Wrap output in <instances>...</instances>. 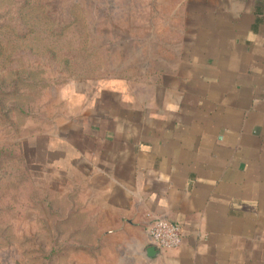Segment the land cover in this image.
I'll return each mask as SVG.
<instances>
[{
  "label": "crops",
  "instance_id": "0c3cea01",
  "mask_svg": "<svg viewBox=\"0 0 264 264\" xmlns=\"http://www.w3.org/2000/svg\"><path fill=\"white\" fill-rule=\"evenodd\" d=\"M218 4L153 77L59 133L51 165L101 261L264 264V0ZM158 218L182 244L147 257Z\"/></svg>",
  "mask_w": 264,
  "mask_h": 264
},
{
  "label": "rangeland",
  "instance_id": "374dc122",
  "mask_svg": "<svg viewBox=\"0 0 264 264\" xmlns=\"http://www.w3.org/2000/svg\"><path fill=\"white\" fill-rule=\"evenodd\" d=\"M219 2L0 0V264H109L68 215L59 133L153 77Z\"/></svg>",
  "mask_w": 264,
  "mask_h": 264
},
{
  "label": "built area",
  "instance_id": "2783aa9c",
  "mask_svg": "<svg viewBox=\"0 0 264 264\" xmlns=\"http://www.w3.org/2000/svg\"><path fill=\"white\" fill-rule=\"evenodd\" d=\"M182 233L176 224L165 218L152 220L147 228V245L156 250H173L182 244Z\"/></svg>",
  "mask_w": 264,
  "mask_h": 264
},
{
  "label": "water",
  "instance_id": "95a60500",
  "mask_svg": "<svg viewBox=\"0 0 264 264\" xmlns=\"http://www.w3.org/2000/svg\"><path fill=\"white\" fill-rule=\"evenodd\" d=\"M146 255H147V257H150L151 255H157V250L155 248L151 247L146 251Z\"/></svg>",
  "mask_w": 264,
  "mask_h": 264
}]
</instances>
